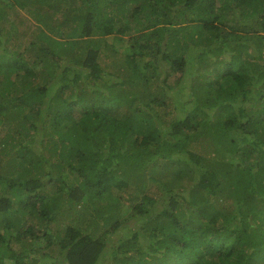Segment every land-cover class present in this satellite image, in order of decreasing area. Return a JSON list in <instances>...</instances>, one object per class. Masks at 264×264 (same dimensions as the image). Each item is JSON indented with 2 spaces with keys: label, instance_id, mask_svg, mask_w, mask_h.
<instances>
[{
  "label": "trees",
  "instance_id": "16d2710c",
  "mask_svg": "<svg viewBox=\"0 0 264 264\" xmlns=\"http://www.w3.org/2000/svg\"><path fill=\"white\" fill-rule=\"evenodd\" d=\"M0 264H264V0H0Z\"/></svg>",
  "mask_w": 264,
  "mask_h": 264
},
{
  "label": "rangeland",
  "instance_id": "374dc122",
  "mask_svg": "<svg viewBox=\"0 0 264 264\" xmlns=\"http://www.w3.org/2000/svg\"><path fill=\"white\" fill-rule=\"evenodd\" d=\"M72 85V83H70L69 84V86H71ZM224 156H227V154H224ZM171 179L173 178L172 176H169ZM169 178V179H170ZM188 183H189V180L187 179V178H185L183 181H180V182H176V183H174L173 182V188H174V190H175V188L177 189V190H183L187 185H188ZM159 200H161L162 201V199H159ZM214 205H215V207L216 208H223V207H227V208H229L230 207V204H229V202L228 201H222V200H220V199H218V200H216V202L214 203ZM70 213H72V214H75V213H73V212H70ZM71 214V215H72ZM79 216V215H78ZM59 219H63V220H65L66 218H64V217H59ZM68 220V219H67ZM66 221V220H65ZM56 252H57V250L55 251L54 250V253L56 254Z\"/></svg>",
  "mask_w": 264,
  "mask_h": 264
}]
</instances>
